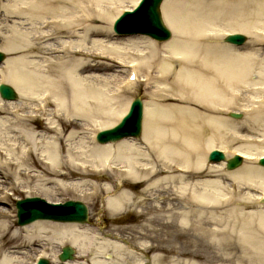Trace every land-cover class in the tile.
Masks as SVG:
<instances>
[{
	"label": "bare ground",
	"instance_id": "6f19581e",
	"mask_svg": "<svg viewBox=\"0 0 264 264\" xmlns=\"http://www.w3.org/2000/svg\"><path fill=\"white\" fill-rule=\"evenodd\" d=\"M138 1L0 2V82L18 93L0 97V204L18 188L49 201L106 195L111 216L133 206L137 220L112 229L90 211L87 223L17 227L0 207V264H83L58 259L65 244L91 264H111L110 251L119 260L137 251L133 264H264V0H163L165 41L113 30L114 7ZM233 33L247 42H225ZM118 67L136 81L121 84L126 76L108 72ZM141 84V136L96 143ZM212 149L225 159L210 162ZM232 154L244 161L229 170Z\"/></svg>",
	"mask_w": 264,
	"mask_h": 264
},
{
	"label": "water",
	"instance_id": "95a60500",
	"mask_svg": "<svg viewBox=\"0 0 264 264\" xmlns=\"http://www.w3.org/2000/svg\"><path fill=\"white\" fill-rule=\"evenodd\" d=\"M163 0H143L139 9L132 12L124 13L117 22L115 30L120 33H146L153 38L165 40L171 32L165 27L162 17L160 15V3ZM227 41L233 43H243L246 37L243 34L229 35ZM5 58L4 53L0 52V62ZM2 97L14 100L17 98V93L14 88L9 85H3ZM134 109L125 117L118 127L104 131L100 140L106 142L108 140L116 141L119 138L141 134L142 127V106L143 102L140 98L135 100ZM238 116V115H234ZM224 158L223 153L215 151L211 159L220 160ZM241 160L239 158L232 159L229 162L228 168L239 165ZM264 163V161H263ZM17 208L19 209L18 217L20 224L30 223L31 221L47 218L64 221H78L86 222L88 220V207L82 201L70 200L64 204H46L44 200L38 197H29L24 200H19ZM74 249L65 247L60 259L67 260L73 259ZM41 264H49L47 259H43Z\"/></svg>",
	"mask_w": 264,
	"mask_h": 264
},
{
	"label": "rangeland",
	"instance_id": "374dc122",
	"mask_svg": "<svg viewBox=\"0 0 264 264\" xmlns=\"http://www.w3.org/2000/svg\"><path fill=\"white\" fill-rule=\"evenodd\" d=\"M1 3H7V0H0ZM121 5V4H120ZM119 5V9L117 8V5L114 7V10L116 11L117 14H120L122 13L123 11V6H120ZM108 6H110V4H108ZM94 9L96 10L97 6L93 5ZM81 14V13H80ZM20 23V20L16 17H13L12 18V21H10L9 25L10 24H19ZM93 25H97L98 27L102 28V27H106L107 23L103 20H98V21H94L92 22ZM91 24V23H89ZM77 34L78 35H81L82 32L80 31H77ZM102 40H112L110 39V37H106V36H103V37H98ZM69 40L67 39L66 37H63L61 38V40ZM120 69H122L121 67H118V68H115V71H111V70H108V72L110 74H116V75H119V76H126L128 74V72H126L125 74H122L123 72L120 71ZM118 77V76H117ZM126 81V80H125ZM145 89H144V85L141 84L137 87L136 91L135 92H131L132 93V99L133 98H136L138 95L142 97V99L144 101H146V96L144 95L145 94ZM262 99L264 100V95L262 96ZM242 114V112H240ZM243 115V114H242ZM100 129V128H99ZM98 130V128L96 129ZM242 132H248L247 130H243ZM88 141V140H87ZM242 143H245V142H242ZM241 142L239 144H242ZM209 153V151L207 152V154ZM106 176V175H105ZM105 176L102 174L98 175L97 176V182H99V184H105L106 181H105ZM75 182L76 181H79L78 179L74 180ZM94 182V181H93ZM92 182V183H93ZM226 182H228L226 180ZM228 184V183H227ZM29 195H34V194H29ZM27 196V193H26V188H18V190L16 189L15 193L13 191H11L10 193V198L9 200L7 201V203H1L0 204V207L3 209V210H7V213L10 214V218H14V215H16L17 217V209L15 207V204H16V201L19 199V198H24ZM34 196H41V194L39 195H34ZM106 195L104 196H99V197H96L95 199L93 200H87L86 199V204L87 206H90V211H92V214H93V218H92V221H95L97 220L98 216L96 215L97 213L105 216V219L103 218L102 219V222L101 223H104V225H109L112 229L113 228H116V227H129V226H132L133 224H136L137 223V220L135 219V213H134V207L132 206V209L131 210H127L125 211L124 213H122L121 215H116V216H111L108 211L104 208V198H105ZM56 197V200L58 202L60 201H67V200H70V199H76V200H79L77 198H75V196L73 194H67V193H61L60 192V195L56 194L55 195ZM15 224L16 226L18 227V220L17 218L15 219ZM132 224V225H130ZM93 226V225H92ZM107 228V227H106ZM107 230V229H106ZM129 232H131L129 229H125L124 233L126 235L129 234ZM126 238V237H125ZM113 258L112 259H109L107 258V260L109 261V263L111 264H133V262H135V260H137L138 258H143V256L141 255H138V252L135 251V257H129V258H126L124 260H119V259H115V254L113 255V251H110ZM35 253V251H34ZM151 256V254H149V257ZM36 256H33L31 259H20L22 260V262H25L27 264H32L35 260ZM77 260H79L80 262H82L83 264H91L90 261H85V258L81 259V258H77ZM145 260L148 261V258H145Z\"/></svg>",
	"mask_w": 264,
	"mask_h": 264
}]
</instances>
